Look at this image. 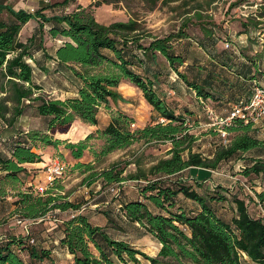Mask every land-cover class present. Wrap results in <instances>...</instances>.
Here are the masks:
<instances>
[{
	"label": "trees",
	"instance_id": "trees-1",
	"mask_svg": "<svg viewBox=\"0 0 264 264\" xmlns=\"http://www.w3.org/2000/svg\"><path fill=\"white\" fill-rule=\"evenodd\" d=\"M127 1L91 0L84 6L75 0H62L33 12L15 10L0 1V132L11 130L5 137L0 133V214L6 205H12L14 213L36 223L46 222L50 212L73 211L72 216L49 220L48 226L35 234L30 231V223L25 229L18 226L20 234H11L9 230L0 241V264H57L55 258H62L65 264H143V261L145 264H264V140L256 136L253 126L258 122L245 123L235 117L227 125H211L212 128L207 129L212 133L213 148L204 154L193 151L200 136L197 133L202 131L197 128V113L166 99L169 88L178 93L185 86L194 92L199 105L207 99L214 100L216 65L210 62L209 68H204L208 71L205 74L198 69L203 66L195 63L198 48L207 47V54L212 58L213 45L221 39L215 30H223L222 26L212 20L200 26L202 36L211 42V47L186 32V21L176 32L152 36L148 30L145 32L137 15L130 13ZM138 1L149 12L159 4L177 0ZM214 1L205 3L209 5ZM119 3L129 13L125 19L105 23L95 17L94 13L102 5ZM242 5L239 31L250 34V30H257L263 23L264 0H235L227 8ZM201 7L199 3L193 6L198 17L201 14L197 10ZM31 20L37 24L30 36L21 40L20 31ZM261 34L259 54L262 55L264 27L258 36ZM49 38L62 39V42L56 49L49 48L45 44ZM144 38L149 39L146 45L141 42ZM179 39L187 41L175 47ZM224 42L229 47L228 41L224 39ZM233 48L236 53L238 47ZM186 59L194 61L183 68ZM98 68L101 70L97 71ZM40 74L52 79L54 75L62 77L76 87V95L60 99L46 94L37 82L36 76ZM203 75L206 77L202 79ZM252 80L254 86L264 89V69L255 67ZM122 81L130 82L142 92L155 113L154 119L151 118L153 123L134 127L133 117L115 110L105 126L88 133L82 140L64 142L55 138L56 133H66L76 119L97 125L99 108H110V101L121 99L117 87ZM60 82L53 79V84L62 88ZM250 95L236 99L231 108L228 106L226 114L216 118L227 116L235 104L249 99ZM218 106L227 108L219 103ZM22 116L41 117L45 127L28 131L16 128ZM159 118H164V122ZM215 128L227 133L226 140ZM61 143L76 160L81 159L86 150L99 160L134 143H170L169 157L152 161L149 166L143 167L136 159L133 162L136 170L124 174L130 162L117 161L88 176V179L96 178L92 181L102 180L109 191L126 180L134 181L141 199L121 198L123 189L119 186L110 191L114 198H119L116 206H112L114 200L111 204L105 201V209L96 211L119 227L112 231L133 230L149 235L157 243L155 256L126 239L114 237L107 225L93 223L88 216L89 208L81 210L79 203L67 199L60 179L53 180L43 194L35 192L40 182L38 172H28L25 165L43 161L42 152L46 148H57ZM81 164L86 170L93 168L92 163ZM224 167H229L230 175L236 174L247 182L257 198L241 188L233 189L234 181L228 185L214 183L212 173ZM195 174L213 182L203 184L193 176ZM28 182L30 184L26 185ZM16 183L21 186H15ZM257 186L261 188L259 192ZM8 191L14 193L11 202L6 200ZM187 200L193 204L192 209L184 206ZM43 230L58 243H48L53 246L46 248L44 242L48 239L40 235ZM53 247L59 248V255L55 257L51 252ZM66 252L70 258L65 257Z\"/></svg>",
	"mask_w": 264,
	"mask_h": 264
},
{
	"label": "crops",
	"instance_id": "crops-1",
	"mask_svg": "<svg viewBox=\"0 0 264 264\" xmlns=\"http://www.w3.org/2000/svg\"><path fill=\"white\" fill-rule=\"evenodd\" d=\"M42 1L47 2L48 0H42ZM186 1L188 2V0H186ZM90 2H91V0H76L75 1V3H81L84 6H86ZM214 3H216V0L214 2H211V5H214ZM48 5L49 4H47V5L41 4L40 6H38V8L45 7ZM12 6L15 10L24 9L26 11H29L28 7H27L28 5L26 6V3L24 2V0H18L17 2L12 4ZM30 7H32V6H30ZM107 7H111V8H107ZM100 8H102V10L105 9L104 11H105V13H107L106 20L105 19L102 20L105 23L116 21V20H123V19H125L126 16H129L128 15L129 13H128L127 9L125 8V6L122 3H119L114 8H113V5H102L94 13L96 18L98 17V11ZM106 8H107V10H106ZM32 9H33V7H32ZM154 11L155 10L149 11L148 13H151ZM194 12H195V10L193 9L190 13H188V15H191ZM197 12H199L200 14L204 13L202 10H197ZM202 17H203V19H202ZM194 18H192L191 23L189 22V24H188L191 26L186 27V32L190 35H196V38L199 37V39H201V41L204 44L208 45V47H211L209 45L211 42H209L207 39H205L204 36H202V31H201L200 26L202 24L206 23L208 20H212V22H214L215 24L221 25L223 28V30L222 29L220 30L218 28L219 32L217 30H215V33L217 34L216 36L220 37L221 39H218L219 41H216L215 45H213V47H215V50L213 51L212 58L210 59L208 54H207V49H208L207 47H206V49L198 48L199 49L198 57H197L198 59L196 60V63H195L197 65L200 64L201 67L203 66V69L198 68L199 70H204V68H209L210 62H213L216 65V69L218 71L214 72V77H213V80H214L213 89H214V93H215V98H214V100L207 99L204 101V103L201 102L202 104L200 103V105H201L200 106L196 102L194 92L190 91L185 86L184 87L182 86L181 92H178V93H175V91L173 89L169 88V90L166 92V99L169 100L170 102L174 101V103H172V104L175 106H176V104H180L184 107H187L189 111L196 112L197 113L196 115L199 119V121L197 122L199 124L197 126V128L203 129L205 127H210L212 125V123H214L213 122L214 119H217L216 117L222 116L224 113L226 114V112L229 110L228 106H229V108H231L232 104H234L233 102H236V99H238L240 97H244V96L251 93V90H252L253 86L255 85L254 80H252V77L255 73V67H257L258 70H260L261 68L264 69V53L262 55L259 54L262 50L261 43H262L263 35L261 34L260 36H258L259 31L263 30L264 20H262L263 23H262L261 27L259 26L258 29L255 31L250 30V34H247V33H241L239 31L240 30V24L235 25L234 22H229V20H222V22H219V20L215 17L213 19H210L207 16H203L202 14H201V17H198L197 13L194 16ZM32 23L34 25L37 24L34 20H31V21L27 22L23 26V28L21 29L20 35H19V38L21 40H24L25 38L30 36L31 32L27 29V27H32ZM201 37H203V38H201ZM224 39L226 41H228V43L230 44L229 47L225 46ZM254 39H255V42L254 41L251 42V40H254ZM53 41H56V44ZM186 41H187L186 39L177 40L175 42V44H176L175 47H179V46L183 45L184 43H186ZM45 44L49 48L53 47V49H56V47H58L61 43L58 42V40H53V39L49 38L47 40V43H45ZM234 46L238 47L236 53H235L234 48H233ZM259 55H261L260 58H259ZM249 57H251V58H249ZM193 61H194L193 59H188V60L186 59V62L184 63L183 68L187 64L191 65ZM224 62H226L227 65H223ZM203 72L205 74L208 73V71H206V70H204ZM36 77H37V82L44 87L43 91L46 94H49L51 96H55L56 98H60V99H65L67 97H72V96L76 95V87L69 84L62 77H60L58 75H54L52 77H54L53 78L54 80L55 79L61 80L60 83H62V88H60L55 83L53 84V79L45 76V74H40V75H37ZM205 77H206V75H203L202 79ZM124 85L131 87V89L134 92L133 96H131L130 94L125 95V96L122 95L121 89ZM117 92L121 96V99H117L116 101H110V105H111L110 108H105L104 106L99 108V111L97 114V117H98V124L97 125H90V124L84 123L80 119H76L73 122V124H79L78 127H82L85 131H82V130H81L82 132L74 131V133H72L69 136L68 135L66 136L65 134L63 136H56L55 135L56 136L55 138H57L61 141H65V142H77L76 137L80 138L79 140H82L87 136L88 133H90V132H92L98 128H101L102 126H105L110 121L111 112L115 111V110H120V111L130 115L131 117H133L134 121H135L134 127L142 128L149 122L153 123V122H151L150 118L145 119L144 122L139 121L137 114L134 112L135 108L133 107L134 106L133 102L137 99V101L145 102L147 104L150 115H155L154 112L152 111L151 106L145 101L142 92L137 87H135L134 85H132L128 81H122L119 84V86L117 87ZM218 103L222 106L227 105V108L226 107L225 108L224 107L219 108ZM123 104H125V106ZM202 110L204 112H202ZM28 118H30V119L28 120ZM32 118L33 117L22 116L18 120V122L16 123L15 127L21 128V130H24V131H28L32 128H36V127L31 125V122L33 121ZM206 118H207V121H206ZM202 119H203V121H202ZM208 120H210L211 122H208ZM78 127H77V130H78ZM253 127L257 130L256 136L258 138L264 140V121L258 122ZM214 130L218 131L219 129L215 128ZM10 131H11L10 129L2 130V132H0L2 135L1 137H3V136L5 137L6 135H8V133ZM202 137H203V135H200L199 138L197 139V141H199L200 138H202ZM211 144L212 143L209 141V143H208V145L210 146L209 152L213 148V147L211 148ZM56 150H58L57 155L55 154ZM112 152H114V151H112ZM112 152H110V153H112ZM42 154H43L42 155L43 161H41L39 163H28L25 165L28 169V172H43L44 173L43 167H45L46 165H49L55 161H59L60 163H62V162H64L63 160H66L68 164H70V163L76 164V163L82 162V161H84L85 163H92V164L95 163L94 158H93V156L89 150L85 151V154L81 159H78V160L73 159L72 156L70 155V152L64 148V144L62 146L58 145L57 148H46L42 152ZM246 155H248V154H246ZM249 155H251V154H249ZM37 177H40L42 179L45 178L44 176H41V175L40 176L38 175ZM29 184H30V182H28L26 185H29ZM61 193H64V192H61ZM124 193H127V192H124ZM68 197H69V195H67V199L70 200ZM125 198H127V199H141V196L139 195V193L136 192L132 196H124L123 197V199H125ZM97 205L98 204H94L93 206H90L89 209L92 207H96ZM72 213H73V211H71V210L61 212V213H59V217L61 218L62 216H64V214L66 216L69 214H70V216H72ZM54 219L59 220L56 215H54ZM8 229L10 230L11 234H20V231L17 233H14L12 231L13 228L9 227ZM40 235L42 237H45L48 239L47 241L44 242L46 248L53 246V245L48 246V243H49V245H50V243H53V244L58 243L57 239L53 240V242H52V240H51L52 237L51 238L47 237V234L44 230L40 231ZM4 239H2L0 241H3ZM30 240H32V239H30ZM58 250H59L58 247L52 248L51 252H52V255L54 257L59 255ZM65 257L70 258L71 255L66 252ZM54 262H56L57 264H65V261L62 260V258H60V259L55 258Z\"/></svg>",
	"mask_w": 264,
	"mask_h": 264
},
{
	"label": "rangeland",
	"instance_id": "rangeland-1",
	"mask_svg": "<svg viewBox=\"0 0 264 264\" xmlns=\"http://www.w3.org/2000/svg\"><path fill=\"white\" fill-rule=\"evenodd\" d=\"M0 1H4L7 4L12 5L18 0H0ZM61 1L62 0H48L47 2H43L42 0H24V2L26 3V6L28 5L27 6L28 10L31 12L36 10L38 6H40L41 4L47 5V4H52L53 2H61ZM208 1L209 0H188V4L184 5L182 0H177V1H174L168 4H159L157 8L155 9V11L151 13H148L144 9L142 3L139 2L138 0H129L127 1V3L130 7L129 8L130 13L137 15V17L142 21V25L145 28L144 29L145 32H147L148 30L152 36H156V37L166 35L168 33H171L172 31L176 32L178 30V27H180V25L185 21L187 22L186 27L191 26L188 24L189 22L191 23V19L194 18L196 13L194 12L191 15H188V13H190L193 10V6L196 3L201 4L202 7L198 9L204 12V13H201L203 16H207L210 19H213L215 17L219 20V22H222V20H229V22H234L235 25L239 24L238 20L240 19V16H241V10H244L243 5L234 7L232 9H228L227 7L229 3L235 2V0H216V3H214V5H211V3H209V5L206 4L205 2H208ZM30 6H32L33 9ZM114 7L115 6H113V8ZM107 8H111V7H107ZM104 10L100 8L98 11L97 19H99L100 21L104 19L106 20L107 18V13H105ZM33 26L34 24L32 23V27H27V29L31 32ZM53 42L56 44V41H53ZM58 42L61 43L62 39L58 40ZM141 42L146 45L149 42V39L144 38ZM99 70L101 69L98 68L97 71ZM121 93L124 96L128 94L133 96L134 94L131 87H128L126 85L122 87ZM123 105L125 106V104ZM133 105H134L133 107L135 108L134 112L137 114L139 121L144 122V120L148 118L154 119L155 115L149 114V110L145 102H139L136 99L133 102ZM29 119L30 118H28V120ZM32 120H33L31 122L32 126L39 128V129H43L45 127V120L43 118L33 117ZM208 122H211V121L208 120ZM78 126L79 124H73L66 133H56V136H63L64 134L66 136L67 135L69 136L72 133H74V131H79V132L85 131L82 127H78ZM77 127H78V130H77ZM210 127L212 128V126ZM207 128L209 127H205L202 129V131L197 133L198 135H202V133L203 134L207 133V134L205 136L203 135V137L200 138L199 141H196L193 147V151L203 152L205 154L209 153L210 146L208 145V143L209 141L211 142L210 138L212 136V133H210V130H208ZM79 139L80 138L76 137V141H78ZM63 143L59 144V146H62ZM170 147H171L170 143H151L148 145H145L143 143H134L125 149H117L114 152L103 156L99 160L94 159L95 163H93L92 165L93 168L89 170H86L85 166L81 164L84 161L78 162L76 164L75 163L68 164L66 160H63L64 162L62 163L64 164V176L62 179L59 180V183L62 186L63 191L67 195H69L68 198L80 204L81 210L82 209L86 210L90 206H93L96 202H98L97 203L98 207L96 208L92 207L90 208V211L88 212V216L91 217V220L93 221V223L100 224V225H107L109 228H111L110 231L114 237L126 239L127 241H130L132 244H135L137 248L141 249L143 252L147 253L148 255L155 256L157 253L158 247H156L157 244L152 238L149 237V235L144 236L138 231L134 232L133 230H129L126 232H123L121 230L112 231V229L116 230V229H119V227H117L113 221L107 220L106 216H104V214H102L100 211H96V209L99 208V210L100 209L104 210L105 206H107V205H104V202L106 201L108 202L107 204H111L113 200H114V203L112 204V206L115 207L117 204V200H119V198L113 197L112 195L113 193L110 192L111 190L110 191L108 190V185L102 184V180L92 181L96 178L88 179V176L94 172H100L104 169L109 168L113 163L117 161L130 162V164L126 166L124 174L128 172H134L136 170V165L133 162L136 159L140 160V163L142 164L143 167L149 166L152 161L154 162L155 160L162 158V157H165V158L169 157V155H167V150H169ZM57 153H58V150L55 151L56 155ZM121 165H123V163H121ZM227 166H229V164H227ZM238 169H241V168L238 167ZM37 174L39 176L41 175L45 177V174L43 172H38ZM230 174L231 172H229V167H224L223 169L213 172L212 179L214 183L219 182L225 185H228L230 184L229 182L234 181V184L236 183L235 187H233L234 186L233 183L231 185L233 189L241 188L249 192V194H253L255 196L254 191L250 189L249 187L250 185L247 182H245L240 176L236 174L235 176H232ZM193 176L197 178V180L203 182V184L211 185V183L213 182L212 180H210V178H206L204 181V179L199 178L196 174ZM37 180L45 182V178L42 179L38 177ZM5 186H7L8 188H11L9 185H5ZM15 186L19 187L21 186V184L16 183ZM119 186H122V189H123L122 193L120 194L121 198L124 196H132L136 193L135 183L132 180H126L119 185H114L113 188L117 189ZM256 190L257 192H259L261 190L260 186H257ZM124 192H127V193H124ZM13 194H12V191H8L7 193L8 197L6 199L8 202H11L12 200H14V197H11V195ZM33 194L37 195L35 193ZM183 204L187 209L193 208V204L188 200L185 201ZM11 207L12 205H9V206L6 205L5 210H3L0 214V240L6 237V235L8 234L9 227L13 228L12 231L14 233H17L21 230L15 224L14 220L17 216H22V215H20L19 213H14L13 210L15 209V207H13V209H11ZM54 215H56L57 217L59 216V214H53L52 212H50L48 220L46 222H48L49 220L50 221L53 220ZM65 216L66 215L64 214V217ZM113 218L115 217L113 216ZM46 222L43 221V222L30 223L29 227H30L31 233L35 234L39 232V230H41L42 228H45V226L47 227L48 224ZM44 231L48 233V231L46 230ZM53 240L55 239L52 238V241ZM143 264H145V261H143Z\"/></svg>",
	"mask_w": 264,
	"mask_h": 264
},
{
	"label": "built area",
	"instance_id": "built-area-1",
	"mask_svg": "<svg viewBox=\"0 0 264 264\" xmlns=\"http://www.w3.org/2000/svg\"><path fill=\"white\" fill-rule=\"evenodd\" d=\"M225 46L227 47L228 44ZM235 117L242 119L245 123H257L264 119V89L259 86H254L249 99L240 100L232 107L230 113L227 116L224 118L214 119V123H212V125H227ZM159 121L164 122V118H159ZM219 132L221 137L226 140L227 133L222 128L219 129ZM44 174L45 182L40 181L34 189L38 194H43L53 180L63 178L64 165L59 161H55L49 165H46L44 167ZM110 190L114 191L115 188L112 187ZM14 222L17 226H23L24 229L27 227V224L30 223V221L25 220L20 216H17ZM29 241L30 243L33 242V240Z\"/></svg>",
	"mask_w": 264,
	"mask_h": 264
}]
</instances>
